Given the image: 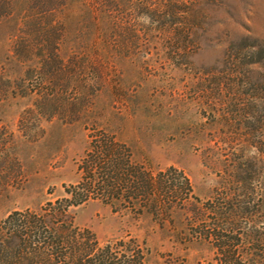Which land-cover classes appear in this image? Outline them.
Segmentation results:
<instances>
[{"label":"rangeland","instance_id":"1","mask_svg":"<svg viewBox=\"0 0 264 264\" xmlns=\"http://www.w3.org/2000/svg\"><path fill=\"white\" fill-rule=\"evenodd\" d=\"M221 2L192 52L172 60L161 48L118 49L114 65L98 68L100 78L84 58L104 59V53H84V0H71L58 16L66 27L60 55L72 62L73 78L84 82L86 75L91 87L73 108L78 116L66 105L49 116L35 108V95H0V220L12 210L68 196L90 140L103 133L125 143L146 176L169 167L182 171L192 195L186 210L173 198L168 213H153L148 196L133 203L120 199L115 211L99 199L74 207V223L100 242L129 234L148 251L146 264H205L210 246L187 237L197 222L193 204L210 206L218 194H242L259 202L258 219L264 220V69L233 63L226 53L231 40L264 38V0ZM23 8L17 0L14 17L0 20L4 81L24 77L28 83L32 72L31 62L11 51L18 37L35 38ZM33 44L38 52L35 39ZM253 187L258 194H250Z\"/></svg>","mask_w":264,"mask_h":264},{"label":"trees","instance_id":"2","mask_svg":"<svg viewBox=\"0 0 264 264\" xmlns=\"http://www.w3.org/2000/svg\"><path fill=\"white\" fill-rule=\"evenodd\" d=\"M16 2L0 0V20L14 17ZM22 2L24 8L19 12L34 27L39 49L34 52V39L14 40L12 55L30 61L32 72L28 83L24 77L5 82L0 74V95L8 91L35 95V108L49 116L61 105L75 113L73 108L90 84L86 75L84 82L78 76L73 78L72 62L60 55L66 27L58 16L66 14L71 0ZM220 4V0H84V53H104V59L84 58V65L91 64L97 71L100 66H112L113 54L126 47L161 48L170 53V59H179L196 48V37ZM226 53L233 63L242 61L264 69V38L245 35L231 40ZM97 76L101 78L100 71ZM68 91L71 95L65 96ZM89 143L80 163V180L66 189L68 196L48 200L34 210H12L0 220V264H146L148 251L135 237L126 234L100 242L91 229L74 223V207L99 199L115 211L120 199L133 203L148 196L153 213L167 212L173 207V198L180 208H189L192 186L182 171L169 167L156 176H146L133 164L126 144L108 133L94 136ZM174 173H179L177 178ZM249 192L258 194L255 187ZM215 197L210 206L193 204L197 222L187 233L190 241L210 246L212 254L205 264H264L259 202L235 193Z\"/></svg>","mask_w":264,"mask_h":264}]
</instances>
